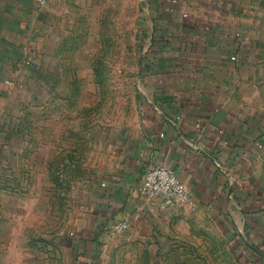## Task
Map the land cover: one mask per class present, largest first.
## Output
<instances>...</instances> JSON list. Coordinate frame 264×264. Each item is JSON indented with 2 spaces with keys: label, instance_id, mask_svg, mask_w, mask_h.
<instances>
[{
  "label": "crops",
  "instance_id": "obj_1",
  "mask_svg": "<svg viewBox=\"0 0 264 264\" xmlns=\"http://www.w3.org/2000/svg\"><path fill=\"white\" fill-rule=\"evenodd\" d=\"M63 1L0 0V179L17 187L27 152L46 144L58 158L57 120L74 115L50 92H85L83 108L91 106L94 86L42 83L58 74L68 35L55 19ZM146 2L153 34L142 83L129 106L82 133L80 158L69 155L80 213L67 264H95L114 243L158 227L214 235L246 264H264V0ZM154 166L176 173L188 204L164 208L137 193ZM121 219L129 229L113 239Z\"/></svg>",
  "mask_w": 264,
  "mask_h": 264
},
{
  "label": "rangeland",
  "instance_id": "obj_2",
  "mask_svg": "<svg viewBox=\"0 0 264 264\" xmlns=\"http://www.w3.org/2000/svg\"><path fill=\"white\" fill-rule=\"evenodd\" d=\"M62 3L71 5L68 9L72 12H62L66 7L62 4L55 19H60L57 27L64 25L68 35L60 38V60L52 61L58 74L43 73L42 83L94 86L87 92L91 106L83 108L88 102L85 92H50L63 106L68 100L74 115L57 120L56 160L53 149L51 157L50 148L43 144L39 156L38 151L35 156L33 151L27 152L18 187L15 179H0V227L9 230L0 235V264H67L66 247L76 233L73 223L80 213L79 193L67 181L70 174L66 166L72 161L69 155L76 151L80 158L82 133H89L91 125L105 123L118 106L124 110L130 105L151 62L153 14L146 0ZM260 48L264 52V44ZM47 115L42 110V120ZM42 128L44 142H49V128ZM102 257L95 264H246L221 238L196 231L189 235L176 228L166 232L163 227L116 242Z\"/></svg>",
  "mask_w": 264,
  "mask_h": 264
},
{
  "label": "built area",
  "instance_id": "obj_3",
  "mask_svg": "<svg viewBox=\"0 0 264 264\" xmlns=\"http://www.w3.org/2000/svg\"><path fill=\"white\" fill-rule=\"evenodd\" d=\"M45 6L48 0H34ZM264 161V159H263ZM137 193L151 201H161L164 208L188 204L191 195L176 173L165 166L151 167L144 175ZM129 229L128 219H121L111 229V237L118 238Z\"/></svg>",
  "mask_w": 264,
  "mask_h": 264
}]
</instances>
